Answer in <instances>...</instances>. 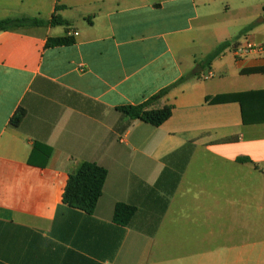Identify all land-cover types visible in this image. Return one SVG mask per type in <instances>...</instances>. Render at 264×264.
<instances>
[{
	"label": "crops",
	"instance_id": "0c3cea01",
	"mask_svg": "<svg viewBox=\"0 0 264 264\" xmlns=\"http://www.w3.org/2000/svg\"><path fill=\"white\" fill-rule=\"evenodd\" d=\"M18 18L44 25L0 32V264H264V97L206 101L264 91L242 74L264 67L242 50L264 0H0ZM186 76L162 125L118 111ZM84 162L108 172L91 215L62 202Z\"/></svg>",
	"mask_w": 264,
	"mask_h": 264
},
{
	"label": "trees",
	"instance_id": "16d2710c",
	"mask_svg": "<svg viewBox=\"0 0 264 264\" xmlns=\"http://www.w3.org/2000/svg\"><path fill=\"white\" fill-rule=\"evenodd\" d=\"M65 22L59 17L54 16L50 21V25H64ZM39 26L44 25L43 21L38 19L29 18H18V19H7L0 21V32L20 28L26 26ZM252 26L245 28L242 34L246 33L251 29ZM238 39L233 41H226L216 48L211 54H209L202 66H209L215 59L220 57L226 49L233 45L234 49L238 46ZM72 40L69 38H63L58 40H49L48 46H62L69 45ZM264 73V67L253 68L249 70H243L242 74H254ZM189 76L182 77L172 85L160 90L155 95L148 98L146 101L137 105H127L118 108L126 118L130 120H139L152 126L158 127L166 122L171 116L173 106L164 105L160 106L162 99L170 92V90L183 82H185ZM255 97H264V91L252 92V93H238V94H226L218 95L216 97H208L206 101L212 104L226 103L240 101L242 104L245 103L249 98L252 100ZM26 115L24 109H19L11 118V124L14 127H19L22 120ZM247 119L244 118V123H248ZM264 122V121H261ZM239 161H247V159H239ZM107 170L95 163L84 162L79 168L69 175L67 184L65 186L62 202L73 209H78L86 214H93L97 203L102 196L103 187L107 178ZM136 212V208L126 204H118L114 212V221L120 225L126 226L131 221L132 217Z\"/></svg>",
	"mask_w": 264,
	"mask_h": 264
},
{
	"label": "built area",
	"instance_id": "2783aa9c",
	"mask_svg": "<svg viewBox=\"0 0 264 264\" xmlns=\"http://www.w3.org/2000/svg\"><path fill=\"white\" fill-rule=\"evenodd\" d=\"M238 48H239V45L237 46L236 50H238ZM242 50L245 51L246 53L250 51H255L259 55L264 56V45H258L252 42H246Z\"/></svg>",
	"mask_w": 264,
	"mask_h": 264
},
{
	"label": "water",
	"instance_id": "95a60500",
	"mask_svg": "<svg viewBox=\"0 0 264 264\" xmlns=\"http://www.w3.org/2000/svg\"><path fill=\"white\" fill-rule=\"evenodd\" d=\"M197 71H201V68H199Z\"/></svg>",
	"mask_w": 264,
	"mask_h": 264
}]
</instances>
